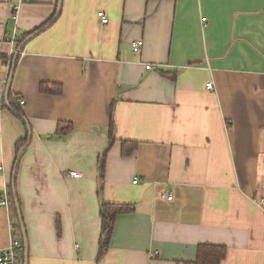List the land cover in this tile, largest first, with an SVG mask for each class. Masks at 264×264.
Instances as JSON below:
<instances>
[{
    "label": "crops",
    "instance_id": "1",
    "mask_svg": "<svg viewBox=\"0 0 264 264\" xmlns=\"http://www.w3.org/2000/svg\"><path fill=\"white\" fill-rule=\"evenodd\" d=\"M58 5L0 0V192L27 139L16 192L29 264H96L101 199L135 210L117 216L100 264H183L205 243L228 248L222 264H264V0H63L17 61L24 121L2 105L11 52ZM15 30L20 44L6 42ZM10 216L0 207V249Z\"/></svg>",
    "mask_w": 264,
    "mask_h": 264
},
{
    "label": "trees",
    "instance_id": "2",
    "mask_svg": "<svg viewBox=\"0 0 264 264\" xmlns=\"http://www.w3.org/2000/svg\"><path fill=\"white\" fill-rule=\"evenodd\" d=\"M55 15L50 18L46 23H44L41 27L36 29L34 32L41 30V29H46L48 28L53 21V18ZM32 32V33H34ZM30 33V34H32ZM29 34V35H30ZM8 59L7 57H4V62H7ZM10 66L12 68V63H13V58L10 60ZM11 71V69H10ZM41 92L48 93V94H60L62 93L63 88L57 84H42L40 86ZM8 105L10 108L14 110L15 113H17L23 120V110L22 108L17 104L15 95L11 89L10 95H9V102L8 104L6 103L5 99L2 102V105ZM25 121V120H24ZM72 129V123L71 122H66L64 125L63 123L59 124L58 128V134H66L68 131ZM114 142V138L111 137L110 142H109V147L112 145ZM28 145V140L23 139L19 140L17 147L18 151L17 153L19 154V151L22 148H25ZM135 146V143H132L131 149H134L133 147ZM125 144H124V150H125ZM106 149L102 155L98 158V165H99V189L98 192L99 194H102L103 186H104V173H105V163H106V155H107V150ZM127 151V150H125ZM17 154V157H18ZM17 164V158L14 164V169ZM14 186L16 187V184H13V181L11 185L9 186V198L11 202V208L18 219L17 215V209L15 205V196L13 193ZM17 199L19 200V197L17 196ZM135 210V205L134 204H127V203H111L104 201L101 199L100 201V216H101V222H102V228H101V236H100V242H99V249H98V254H97V259H96V264H100L101 260L103 257L106 255L110 248L111 240H112V235L114 232V227H115V222L116 218L120 214H125V213H132ZM19 235H21V224L18 219L17 223ZM228 255V248L224 245H216V244H200L197 249V257L194 261H189V262H184L183 264H222V262L226 259ZM22 260L24 262L25 260V250H24V245H22Z\"/></svg>",
    "mask_w": 264,
    "mask_h": 264
},
{
    "label": "built area",
    "instance_id": "3",
    "mask_svg": "<svg viewBox=\"0 0 264 264\" xmlns=\"http://www.w3.org/2000/svg\"><path fill=\"white\" fill-rule=\"evenodd\" d=\"M98 16L101 18V21L103 24H107L109 22V17L104 13L103 11L98 12ZM6 42H9L11 44L18 43L22 41V38L19 37L17 30H15L13 33H8L5 38ZM143 41L137 40L132 42V48L134 51H139L142 48ZM18 52L17 48L13 49L11 52V58L14 57V55ZM23 51L20 52V54ZM154 65L147 64L146 69L152 70L154 69ZM207 88L212 89L213 83L210 82L207 84ZM22 104L25 103V100L21 101ZM4 172L3 165L0 166V174ZM72 177L79 178L82 176V174L78 171H70L69 173ZM137 182V179L134 181ZM169 199H172V196L168 197ZM0 207L6 208L8 211H10L11 208V202L9 198V192L8 189L5 188L0 192ZM9 228L12 231V238L10 240V243L7 247L0 249V264H24L22 260V245L23 242L18 239L15 235L16 228H17V221L12 216L9 218ZM159 254L158 251L150 252L151 257H155Z\"/></svg>",
    "mask_w": 264,
    "mask_h": 264
},
{
    "label": "water",
    "instance_id": "4",
    "mask_svg": "<svg viewBox=\"0 0 264 264\" xmlns=\"http://www.w3.org/2000/svg\"><path fill=\"white\" fill-rule=\"evenodd\" d=\"M62 5H63V0H59L58 9H57L55 17L53 18L52 23H54L58 19V17L60 16V13H61V10H62ZM43 31H44V29L38 30V31L30 34L28 37H26V39H24V41L18 47V49H17L18 52L13 57L12 68H11V71L9 73V78H8V82H7V86H6V92H5V101H6L7 104L9 102V95H10V91H11V87H12V82H13V78H14V73H15L17 61H18L19 56H20V52L23 51V49L25 48V46H26V44L28 42H30L34 37H36L37 35H39ZM23 152H24V148H22L19 151V154H18V157H17V164H16L15 169L13 171L12 178H13V184L14 185L16 184L18 166L20 164V160H21V157L23 155ZM13 193H14V196H15V205H16V209H17L18 219H19V222L21 224V235H22L23 245H24V250H25L24 264H29V242H28L26 229H25L24 223H23V217H22V211H21V208H20V203H19V200L17 199V192H16V187L15 186H14V189H13Z\"/></svg>",
    "mask_w": 264,
    "mask_h": 264
}]
</instances>
